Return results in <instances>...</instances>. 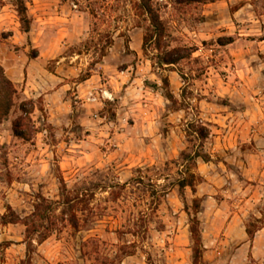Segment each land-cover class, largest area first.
Here are the masks:
<instances>
[{"label": "rangeland", "instance_id": "rangeland-1", "mask_svg": "<svg viewBox=\"0 0 264 264\" xmlns=\"http://www.w3.org/2000/svg\"><path fill=\"white\" fill-rule=\"evenodd\" d=\"M136 2L25 0L30 18L25 34L15 0H2L0 64L19 100L0 124V213L9 204L26 216L39 194L59 201L56 213H75L77 228L57 221L45 240L33 236L27 264H193L189 216L176 185L189 170L201 176L195 193L184 189L191 214L193 199L200 204L198 264H264V243L257 250L248 244L237 249L239 233L222 229L226 210L243 214V225L253 235L263 228L264 190L257 192L240 168L183 155L198 151L217 162L233 154L213 151L218 133L210 123L213 133L203 141L187 133V124L201 121L203 106L210 113L243 107V101H229L231 90L220 80L235 67L234 51L258 64L252 41L264 36V0H152L166 36L161 49L148 44L146 51L148 22ZM239 7L244 9L234 15ZM226 36L242 38L243 44L219 45ZM174 47L192 52L177 64H158ZM86 74V85L78 87ZM48 93L52 113L46 107ZM249 94L258 96L250 89L236 96ZM28 98L35 102L32 119L38 131L25 141L14 136L11 122L19 114L18 102ZM175 111L179 120L172 121ZM224 198L228 204L222 208ZM24 231L22 223H0V264H22Z\"/></svg>", "mask_w": 264, "mask_h": 264}, {"label": "trees", "instance_id": "trees-1", "mask_svg": "<svg viewBox=\"0 0 264 264\" xmlns=\"http://www.w3.org/2000/svg\"><path fill=\"white\" fill-rule=\"evenodd\" d=\"M186 2H205L207 0H185ZM2 0H0V5ZM15 10L19 17L20 30L28 34L30 31V18L27 15V7L25 0H15ZM136 9L139 14L143 15L148 24L143 36L142 49L146 51V47L149 44L155 50L161 49L163 38L166 36V27L160 18L158 9L152 4V0H137ZM7 37V34H4ZM233 41L231 36L221 37L217 40L219 45H226ZM192 51L186 50V48L174 47L164 52L161 58H158V64L174 65L179 62L180 59L190 55ZM35 51L29 56L35 57ZM89 77L86 74L81 77L84 81ZM163 83H167V80H162ZM165 97L171 99L173 96L170 93H165ZM19 100V91L16 88L14 82L5 72L4 67L0 64V124L7 120L13 107H15ZM19 114L16 115L12 122V132L14 136L25 141L32 139L33 135L38 131L35 123L32 119V113L35 109V102L32 98L22 99L18 102ZM209 123H203L201 121H191L187 124V133L194 134L195 137L203 141L210 135ZM186 160L194 161L200 157L204 162L210 161V156L202 154L198 151H194L192 154H183ZM201 179V176H196L189 170L187 173L177 180V187L180 196L183 199L184 211L189 216V235L192 241V262L198 264L202 257V237L199 227V220L196 218V213L199 211L200 204L197 198L193 199L194 214H191L189 207L184 200V189L189 187L192 193H195L196 182ZM62 183V180H61ZM65 190L64 184H62V191ZM38 201L33 207L30 214L26 216L19 215L9 204L6 205V211L0 213V223L15 224L22 223L25 227L24 231V243L26 245V257L22 261V264L30 262L31 254L33 252V236H37L39 241L45 240L57 227V221L67 222L71 227H78V219L75 213H71L65 217V210L62 209L59 213H56V205L59 201H51L39 194L37 196ZM246 233L249 237H252L253 231L246 228Z\"/></svg>", "mask_w": 264, "mask_h": 264}, {"label": "crops", "instance_id": "crops-1", "mask_svg": "<svg viewBox=\"0 0 264 264\" xmlns=\"http://www.w3.org/2000/svg\"><path fill=\"white\" fill-rule=\"evenodd\" d=\"M227 3L229 2H226V4ZM209 5L213 7V5H216V2ZM242 9L244 8H237L233 14L235 15L236 12L241 11ZM257 21L260 20L257 19ZM262 23H264V20H262ZM260 34L264 35V28L261 29ZM241 39L242 38L235 39L233 42L225 45V48L231 47L232 45L237 46L239 45L238 43L243 44V42L240 41ZM252 42L256 48L257 57L259 59L258 64L256 65L248 62L244 55H242V51L239 53L234 51L233 53L235 57L233 62H235V67L229 72V75L220 80V85L223 88L231 90V94H228V97H230L229 101L233 103L243 101V107L235 109L234 106H231V109L227 108L210 113L206 112L210 111V108L204 111L205 106H203L201 108L203 110V117L200 120L202 122L205 121L206 123H210L211 126L216 129V133H218L214 136L218 145L213 151L218 153H225L227 150L233 152L232 155H228L227 157H224L223 160L217 162L212 160L213 155L210 154L211 160L203 162L215 166L223 165L225 168L231 165V167L240 168L244 179L255 182L254 186L258 192L260 189L264 190V91H262L264 89V36L255 38ZM260 55H262V57H260ZM242 61L245 62L244 66L241 64ZM31 68L32 65L29 64L27 66L28 74L30 70H32ZM87 81L88 80L78 83V87L85 86ZM64 86V84L59 86L57 92H62ZM32 88L35 89L34 92L38 93L37 88L33 85ZM240 89L255 90V93H258V96H251V94H249L242 97L241 100L239 96H236ZM38 95H40V93H38ZM45 96H48L46 98V107L49 109V113H52L55 109L53 103L49 99L51 93H48ZM62 104L65 107L68 106L66 101L62 102ZM177 115V111L171 114V116H173L172 121L176 119L179 120ZM218 127L219 129H217ZM212 133L213 132H211V134ZM245 144H249L250 146ZM218 180L225 181L226 178L224 176H219ZM225 197L227 196L225 195ZM260 198H262V194L258 196L259 200ZM250 199L251 198H248L246 202H249ZM226 204H228L226 198L219 200L220 207L224 208ZM242 216L243 214H239L236 211L232 212L226 210L223 214L224 219L222 229H224L226 233H235L236 231L239 233L237 243L240 244L242 242V244L237 249H242L248 244L251 246L252 250H257L259 244L264 243V227L257 229L254 232V235L249 238L245 231V226L243 225Z\"/></svg>", "mask_w": 264, "mask_h": 264}]
</instances>
